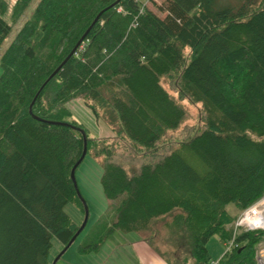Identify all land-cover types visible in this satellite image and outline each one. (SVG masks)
I'll return each mask as SVG.
<instances>
[{
    "label": "trees",
    "instance_id": "1",
    "mask_svg": "<svg viewBox=\"0 0 264 264\" xmlns=\"http://www.w3.org/2000/svg\"><path fill=\"white\" fill-rule=\"evenodd\" d=\"M32 1L16 0L13 22ZM156 1L41 0L4 52L0 264H49L53 240L64 249L77 234L65 208L85 213L71 178L81 130L87 155L103 157L105 197L121 199L82 253L120 231L167 264H211L210 240H231L240 213L264 197V0ZM8 10L0 0V48L13 29ZM76 99L112 136L89 135L68 108ZM236 242L219 264H257L264 232L242 231Z\"/></svg>",
    "mask_w": 264,
    "mask_h": 264
},
{
    "label": "rangeland",
    "instance_id": "2",
    "mask_svg": "<svg viewBox=\"0 0 264 264\" xmlns=\"http://www.w3.org/2000/svg\"><path fill=\"white\" fill-rule=\"evenodd\" d=\"M6 1L9 5V10L4 15V19L13 26V29L10 35L4 40L0 48V77L2 75L1 58L4 52L11 45L12 41L15 39L16 35L23 27L25 22L32 17L41 0H33L27 8L25 14L17 22L12 21V12L16 0ZM242 1L243 0H218L216 7L223 8L228 5H239L240 3H242ZM156 2L157 4H162L164 0H157ZM150 7L154 8L152 4H150ZM68 108L72 112L74 119L78 123L83 125V127L88 131L89 135L92 138H100L101 136L108 137L104 135L108 134L109 132V134H111L110 128L107 127L103 122L98 121L94 117L93 113L89 110V108L86 107L82 100L76 99L70 101L68 103ZM102 161L103 157L96 156L94 151L91 150L77 170V185L82 197L84 198L89 208V220L84 231L79 235L77 240L73 243V245L67 250V252L61 257V259L56 264H132V262H134L132 257L128 261V259H125V257L122 256V253L125 252V249L130 248L129 246L126 247L124 243V246L121 245L122 242L120 241L119 237L125 236L122 233L115 234L112 237L111 240L114 243H112L110 240L103 243L99 252L85 254L82 253L80 250V247L87 241V235L91 228L94 226V224L97 222V220L103 214H107L108 209H114L121 203V199L109 202L104 195L101 186V176L103 172ZM228 210L233 215L238 214L237 210L233 206H229ZM65 211L75 224L80 227L83 225L85 213L82 208H80L74 203H71L66 206ZM109 220H114V213H111L109 215ZM231 228H234V224L231 225ZM115 245L118 247V249ZM262 247H257L255 251V259L257 264H260ZM160 248L162 250L165 249V247L163 246H160ZM208 249L210 251L213 261L220 260L225 254V247L220 241V238L217 236L213 237L210 240L208 244ZM62 250L63 245L61 244V242L57 239H54L53 247L49 255V264H54L55 260L57 259Z\"/></svg>",
    "mask_w": 264,
    "mask_h": 264
},
{
    "label": "water",
    "instance_id": "3",
    "mask_svg": "<svg viewBox=\"0 0 264 264\" xmlns=\"http://www.w3.org/2000/svg\"><path fill=\"white\" fill-rule=\"evenodd\" d=\"M102 14H100L96 20L94 21L93 25L91 26V28H89V30L86 32V34L81 38V40L78 42L77 46L75 47V49L71 52V54L67 57V59L59 66V68L53 73V75L47 80V82L42 86L41 90L46 86V84L62 69V67L68 62V60L73 57L76 54V51L78 49V47H80V45L84 42V40L86 39L88 33L91 31V29L93 28V26L97 23V21L99 20V18L101 17ZM40 93V92H39ZM36 99L34 100V102L32 103V105L30 106V113L33 114V105L35 103ZM36 119L39 120L38 117H35ZM45 123L50 124V125H59V126H67V123H63V122H54V121H45L43 120ZM82 135L84 137V151L83 154L80 158V160L75 164V166L73 167L72 171H71V178L72 181L75 185L77 194L79 196V198L82 200L83 204H84V208H85V219H84V223L83 225L80 227V229L78 230L77 234L73 237V239L70 241V243L61 251V253L59 254V256L57 257V259L55 260L54 264H56L60 258L67 252V250L73 245V243L77 240V238L79 237V235L84 231V229L87 226L88 220H89V208L84 200V198L82 197L80 190L78 188L77 185V179H76V171L78 169V167L83 163V161L85 160L87 153H88V141H87V134L84 130H81Z\"/></svg>",
    "mask_w": 264,
    "mask_h": 264
},
{
    "label": "built area",
    "instance_id": "4",
    "mask_svg": "<svg viewBox=\"0 0 264 264\" xmlns=\"http://www.w3.org/2000/svg\"><path fill=\"white\" fill-rule=\"evenodd\" d=\"M242 231L264 232V197L240 213L238 219L234 223L235 233L233 238L224 244L225 254L238 247V244L236 242V235ZM219 262L220 260L213 261L211 264H219Z\"/></svg>",
    "mask_w": 264,
    "mask_h": 264
},
{
    "label": "crops",
    "instance_id": "5",
    "mask_svg": "<svg viewBox=\"0 0 264 264\" xmlns=\"http://www.w3.org/2000/svg\"><path fill=\"white\" fill-rule=\"evenodd\" d=\"M109 133L104 136H108V137L112 136V131H111V134ZM118 233H122L125 235V236L119 237L120 241L122 242L121 245L122 246L126 245V247L128 246L130 247L129 249H125V252L122 253V256L125 257V259H128V261L132 257V259L135 262V263L132 262V264H167L160 256H158L150 248V246L147 243L143 242L136 233H123V232L118 231V232H115L107 241L110 240L112 242L111 240L112 237ZM116 248L118 249L117 246Z\"/></svg>",
    "mask_w": 264,
    "mask_h": 264
},
{
    "label": "bare ground",
    "instance_id": "6",
    "mask_svg": "<svg viewBox=\"0 0 264 264\" xmlns=\"http://www.w3.org/2000/svg\"><path fill=\"white\" fill-rule=\"evenodd\" d=\"M260 264H264V243H263V247H262V251H261V256H260Z\"/></svg>",
    "mask_w": 264,
    "mask_h": 264
}]
</instances>
